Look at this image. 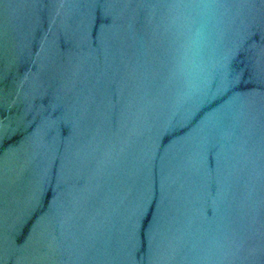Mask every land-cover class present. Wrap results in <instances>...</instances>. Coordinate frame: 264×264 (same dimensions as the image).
Wrapping results in <instances>:
<instances>
[{
  "label": "water",
  "instance_id": "obj_1",
  "mask_svg": "<svg viewBox=\"0 0 264 264\" xmlns=\"http://www.w3.org/2000/svg\"><path fill=\"white\" fill-rule=\"evenodd\" d=\"M0 0V264H264V0Z\"/></svg>",
  "mask_w": 264,
  "mask_h": 264
},
{
  "label": "clouds",
  "instance_id": "obj_2",
  "mask_svg": "<svg viewBox=\"0 0 264 264\" xmlns=\"http://www.w3.org/2000/svg\"><path fill=\"white\" fill-rule=\"evenodd\" d=\"M211 14L207 0H188L178 15L184 39L178 53L177 71L193 84L204 70L202 52L206 43L204 20Z\"/></svg>",
  "mask_w": 264,
  "mask_h": 264
}]
</instances>
